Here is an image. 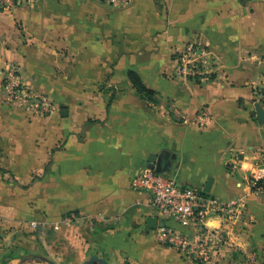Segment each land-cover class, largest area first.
Here are the masks:
<instances>
[{
    "label": "crops",
    "instance_id": "obj_1",
    "mask_svg": "<svg viewBox=\"0 0 264 264\" xmlns=\"http://www.w3.org/2000/svg\"><path fill=\"white\" fill-rule=\"evenodd\" d=\"M190 45L217 53L213 80L176 73ZM9 64L59 109L40 116L10 103ZM130 72L158 93V104L141 97ZM261 90L264 0H133L126 8L20 0L0 10V171L37 194L33 220H40L37 230L0 222V264H48L23 258L40 251L46 225L81 262L200 264L149 227L150 217L163 219L151 194L133 187L148 168L197 189L211 181L206 191L222 201L248 197L243 215L224 225L231 244L212 264H264V197L246 184L264 162V120L253 115L264 110ZM165 223L196 237L194 229Z\"/></svg>",
    "mask_w": 264,
    "mask_h": 264
},
{
    "label": "built area",
    "instance_id": "obj_2",
    "mask_svg": "<svg viewBox=\"0 0 264 264\" xmlns=\"http://www.w3.org/2000/svg\"><path fill=\"white\" fill-rule=\"evenodd\" d=\"M104 1L117 8H126L133 3V0ZM19 2L20 0H0V10L11 11ZM220 69L221 61L217 55L204 47L192 45L181 56L177 70L185 78L207 83ZM5 72V87L10 103L43 116L51 115L59 109L50 97L39 94L23 80L16 65L9 64ZM248 183L255 191L264 193V162L255 166L248 177ZM133 187L151 194V205L163 221H175L196 231V237L190 238L175 232L165 223V226L158 228V236L161 242L179 249L183 257L200 264H212L213 254L221 247L231 244L223 227L242 215L246 203L244 197L222 201L209 195L203 188L181 185L174 177L151 168L134 178ZM212 218L220 220L221 226H211L209 221Z\"/></svg>",
    "mask_w": 264,
    "mask_h": 264
},
{
    "label": "rangeland",
    "instance_id": "obj_3",
    "mask_svg": "<svg viewBox=\"0 0 264 264\" xmlns=\"http://www.w3.org/2000/svg\"><path fill=\"white\" fill-rule=\"evenodd\" d=\"M201 47H204V46L201 45ZM204 48L214 53V55H217V53L214 50L209 49L207 47H204ZM184 52H182L180 56L177 57L176 59L177 60L176 61L177 62V65H176L177 74H178V70H177L178 61L180 60ZM209 59L210 58H208V60ZM179 76L186 81L198 82L197 80H194V79L185 78L181 75ZM261 93H263V99H264V90H261ZM156 99L160 101L158 95L156 96ZM151 104L156 105L155 103H151ZM40 116H43V115H40ZM4 165L5 163L3 161H0V167H4ZM246 184L250 188L251 194L264 197V193L257 192L251 188V186L248 183V178L246 179ZM24 186L25 185L21 184L19 179L14 177L12 173H6L5 171H0V222L7 223V224L20 223L22 225L21 227H24V225H26L29 222L31 223V225L33 224L32 226L33 229L37 230L36 225L34 226V224H36V222H39L40 220L39 221L33 220L35 219V217H37L39 213V209L36 205L37 204V201H36L37 194L29 192V189L24 188ZM244 198L246 199V203H245V207H246L248 203V200H247L248 197H244ZM45 221L47 223L48 219H45ZM43 231H44L43 236L45 237V241L44 243L41 242V246L39 248L40 251L38 253H30L24 256L23 257L24 259L25 258L27 259L35 258L36 256H39L38 260L42 262H46L45 259H48L50 261H53L55 264H83L86 262V261L81 262L75 259L71 250L67 246H65V243L60 242L57 239V237H55L56 236L55 231L53 230L51 226L46 225ZM15 232L17 231L15 230ZM10 253H13V252H10ZM214 256L215 254H213V258ZM263 258H264V253H263ZM263 263H264V259H263Z\"/></svg>",
    "mask_w": 264,
    "mask_h": 264
},
{
    "label": "trees",
    "instance_id": "obj_4",
    "mask_svg": "<svg viewBox=\"0 0 264 264\" xmlns=\"http://www.w3.org/2000/svg\"><path fill=\"white\" fill-rule=\"evenodd\" d=\"M129 79L144 100L150 103H155V104L158 103L159 100L156 99L158 93L146 87L137 73L130 72ZM35 258L37 259L39 258V256H36ZM45 260L48 261L50 264H54L52 261H49L48 259Z\"/></svg>",
    "mask_w": 264,
    "mask_h": 264
},
{
    "label": "water",
    "instance_id": "obj_5",
    "mask_svg": "<svg viewBox=\"0 0 264 264\" xmlns=\"http://www.w3.org/2000/svg\"><path fill=\"white\" fill-rule=\"evenodd\" d=\"M63 111H62V113L64 114ZM253 115H256L260 121H263L264 120V110L261 107H257L256 112L253 113ZM210 184H211V181H210L209 185L207 186L206 190H209L210 189V187H209ZM148 225H149V227L151 229H157L159 227L165 226V222L164 221H159V219L156 218V217H150L148 219ZM94 263L108 264L105 259L100 258L98 256L91 257V259L89 261H86L83 264H94Z\"/></svg>",
    "mask_w": 264,
    "mask_h": 264
}]
</instances>
